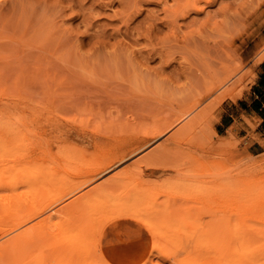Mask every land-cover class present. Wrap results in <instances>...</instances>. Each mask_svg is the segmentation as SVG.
<instances>
[{
	"label": "rangeland",
	"instance_id": "374dc122",
	"mask_svg": "<svg viewBox=\"0 0 264 264\" xmlns=\"http://www.w3.org/2000/svg\"><path fill=\"white\" fill-rule=\"evenodd\" d=\"M0 51V179L18 177V186L28 188L20 189L27 190V196L17 195V200L0 205L1 251L12 233L20 232L19 227L8 233L11 214L29 211L32 199H38L39 207L50 197L49 184L53 189L59 185L48 177L50 169L46 175L49 180L39 177L47 170L40 172L38 163H53L55 166H49L53 174H68V185L80 183L86 177L76 173L77 169L101 161L126 140L138 137L143 128L171 117L185 105L195 103L192 113L159 141L171 145L169 153L174 154L170 153L168 162L174 161L179 173L187 170L188 174L183 173L182 178L178 173L175 178V172L170 171V176L162 179L135 176L129 180V184L133 181L132 188L128 181L124 187L114 188L111 195L123 197L118 202L123 203L125 195L131 199L135 188L138 193L143 189L140 194L145 205H152L148 201L163 205L161 196L167 203L180 202L195 192L223 193L221 190L228 186L221 181V173L246 180L264 176V150L249 153L245 143L248 136H240L235 125L226 126L232 119L228 114L243 112L240 99L249 104L254 97L259 64L264 60V0H0ZM227 71L233 75L230 84L206 95L208 86L215 85ZM188 123L192 124L188 130L170 138ZM110 124L115 130L108 127ZM6 129L26 132V136L6 135ZM251 138L258 140L254 135ZM193 170L198 175L192 177ZM32 171L36 178H32ZM26 174L29 179L24 180ZM62 177L58 178L65 183L67 178ZM113 196L107 197V202H114ZM41 217L26 224L36 227L37 231L27 229L43 235V240L31 239V234L28 241L33 243L28 242L23 234L20 248L16 245L12 251L0 252V264L50 261L47 246L60 236L44 228L49 232L46 239L48 234H42L43 227L37 224ZM108 226L101 236L102 245ZM151 245L152 240L146 238L145 249L140 246L139 251Z\"/></svg>",
	"mask_w": 264,
	"mask_h": 264
},
{
	"label": "bare ground",
	"instance_id": "6f19581e",
	"mask_svg": "<svg viewBox=\"0 0 264 264\" xmlns=\"http://www.w3.org/2000/svg\"><path fill=\"white\" fill-rule=\"evenodd\" d=\"M45 30L49 31L47 28ZM48 33L51 34V32ZM37 36L39 35L37 34L36 37ZM51 36L49 39L54 41L53 38L56 36H52L53 38H51ZM50 40L49 42L52 45L53 42ZM54 45L56 44L54 43ZM230 71H227V73L225 72L226 76L223 74L224 77L219 81L216 80L217 83L215 85L214 83L210 84L211 86H208V88H210H206V90L208 89L207 91L204 90L206 95L210 94L213 90L219 87L226 86L230 80L232 81L233 75L230 74ZM232 84L236 87V83ZM228 92V90H225V94ZM218 102H220V100ZM194 104H190L188 106L185 105V107L183 106L182 108H179L180 110L178 113H172L171 117L160 118L151 126L143 128L138 137L126 140L121 148L114 151L109 156H106L101 161L87 164L85 166L83 165V167L77 169L76 173H82L86 177L80 183L68 185V179L70 180V178L66 177L68 174H63L65 179L67 178L65 184L61 178H58L59 176L62 177V174H53V171H51V168H49V166L53 163L47 162V166L43 163L42 164L44 166L38 163L37 167L38 169L40 167L39 171L43 170L44 168V171L50 169V174L54 175L51 177L49 171L47 170L45 176L43 172L40 171L43 175L38 173V175L40 174L39 177H44V180L46 181L49 180V178H52L51 181H54L53 183H55V185H59L53 189L49 184L48 187L50 190L48 189V191L52 190L50 192V197L47 198L42 205H39V207L36 206V204H38L36 203L38 199L35 201L32 199L33 203L35 202L34 205L37 207L36 208L31 201L32 205L35 207L34 209L31 205L33 208L31 209L33 211H30L31 209L28 208L29 211H24V214L22 213L23 215H19L16 212L15 213L18 216L16 214H11L12 225L8 227V233L13 232L19 227L20 228L18 230H20V232H18V234L16 233L17 235L12 233L14 237H12L13 235L11 238L8 236L9 238L6 240V244H4L3 247L1 246L2 251L0 250V252H9L8 249L10 250V248L18 245L19 241L23 239L24 236L26 237V235L27 241L30 239L31 234L33 235L31 239L33 237H39V240H43V235L39 234L42 239L39 235H37L36 227H34L32 224L26 223L31 219L33 220V218L37 216L41 217L44 213V215L37 222L40 227H43V230L40 229L42 234L45 233V235H47L49 233L44 232V228H47L49 231L51 230L53 235L60 236V238L58 237L59 239H55L53 243L51 242L52 245L47 246L49 248L47 250V259L48 261L50 260L49 262L51 264L54 262L55 264H61L62 262L63 264H165L166 262H169L170 264H264V176L258 178H255L254 176L252 179L248 178L246 180L243 179V177L240 178L241 176L233 178L232 176L228 175V172L226 171L227 174L221 173L222 175H220L222 176L220 177L222 179L221 181L223 182L225 180L224 182L226 184L224 185L228 186V189L221 190L223 193L220 194L217 192V190L216 192L214 190H207L208 192H203V195L197 192L199 195H201V197H199L195 192L189 198H183L184 200H180V202L172 201L173 203H167V199L165 200L161 196L160 200L162 202L164 201L163 205H156L155 203H150L149 201L148 203L152 205H145L142 202V194H140L144 193L142 191L143 189L140 191V193H138L139 191H137L135 188V192L130 196L131 199L127 200L125 195L123 203L121 201L118 202V200H122L123 197L119 198V196L116 198L113 196L114 194L111 195L116 186L129 184V180L134 179L135 176H147L154 177L156 179H162L168 178L171 173L170 171H173L172 173H176L173 174L176 176L175 178H178L177 175L179 171L178 168H176L173 164L174 161L173 163L172 161L168 162L170 161L168 158L172 156L170 153H173V151L169 153V147H171V145H168V147L167 145H164V143L160 144L159 140L176 124L192 113ZM190 123L184 124L182 127L176 129L170 135V138H175L176 135H179V133L186 128L188 130L192 125H190ZM111 126V124L110 126L108 125V127L111 129L115 125L113 127ZM113 130H115V127ZM5 133L6 135H14L18 137L26 136V132L23 133L18 130L12 131L6 129ZM140 153L141 155L134 159V161H132L130 164L120 167L124 162L126 163L127 160L133 158L132 156L136 157ZM174 158L175 157L173 156V159ZM177 158H180V156L178 155ZM62 166L59 168H62ZM38 169L36 170L34 168V171L38 172ZM22 171L24 173L25 168H23L21 172ZM193 171L194 174L191 175V173H189L192 177H194L196 174L198 175V173L195 172L196 170ZM68 172H70V170ZM180 173L179 175L182 178H184L183 173L184 175L188 174L187 170H183L181 173L182 175ZM11 174L13 175V173ZM11 174L9 176H11ZM34 174L35 173L32 171V178H36V174ZM71 174L75 173L71 172ZM46 175L49 178H46ZM246 175L247 174L245 173L243 176ZM25 176L26 178H24V180L29 179L27 178V174ZM55 176L56 178H53ZM188 176L189 175L186 177ZM17 178H13L11 181H2L0 179V205L2 207L6 206V204H9L12 200H15L17 195H22L20 198H22L23 195L27 196V190L25 191V189H23V191H20V189L25 188L26 185L20 184L21 187L18 186L19 180H17ZM53 179L60 180L58 182V180ZM65 179L63 178V180ZM95 181L99 182L94 183ZM127 181L128 183L126 184L125 182ZM91 182L94 184L89 185ZM87 184L89 186L84 188ZM129 185L130 187L133 186V181ZM29 186L30 185H28V187ZM225 188L227 187L225 186ZM41 190L45 189L42 188ZM112 196L115 201L112 202L109 199L111 203H109V201L107 202V197L111 198ZM29 198L31 199V197ZM152 199L154 198L152 197ZM152 199H150L151 202H153ZM169 201H171V199H169ZM24 224L26 225V229L22 226ZM107 224H109L108 228L110 232L114 231L120 226H127L131 231L134 232V237L130 241H133L135 244H142L143 247L145 239L147 238L152 240V245L150 248H146V250L142 249V251H138L136 255L128 261L118 258L117 254H112L109 256L107 254L106 244H101V236H103L102 233L104 227ZM27 227H29L28 229L32 231L34 227L36 234H34L35 232L28 230ZM30 227H32V229ZM27 230L29 232L28 234L25 233ZM106 230L107 229H105L104 234L106 233ZM40 231H38V233H41ZM45 237L46 239L49 238V234ZM17 247H19V245ZM37 259L38 258L36 257V260ZM33 262L37 264L36 261ZM49 262L47 263L49 264Z\"/></svg>",
	"mask_w": 264,
	"mask_h": 264
},
{
	"label": "crops",
	"instance_id": "0c3cea01",
	"mask_svg": "<svg viewBox=\"0 0 264 264\" xmlns=\"http://www.w3.org/2000/svg\"><path fill=\"white\" fill-rule=\"evenodd\" d=\"M259 65V75L253 87L254 97L249 104L245 100L240 99V103L244 105L242 110L245 113L242 112L236 116L228 114L232 119L226 124L227 127L235 125L236 132L240 136H248L245 143L247 144L248 152L251 154H258L264 150V144L259 141V139L264 141V101L261 100V98H264V60ZM249 123L254 124L255 128H251ZM252 135L258 137V140L251 138ZM123 227L126 226H120L111 232L107 228L103 242L107 246V254L109 256L117 254L118 258L128 261L136 255L142 244H135L130 241L134 237V232L129 228L121 229Z\"/></svg>",
	"mask_w": 264,
	"mask_h": 264
}]
</instances>
